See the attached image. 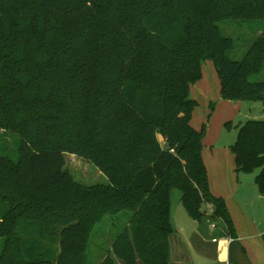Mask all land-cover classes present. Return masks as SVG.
<instances>
[{
	"label": "trees",
	"instance_id": "16d2710c",
	"mask_svg": "<svg viewBox=\"0 0 264 264\" xmlns=\"http://www.w3.org/2000/svg\"><path fill=\"white\" fill-rule=\"evenodd\" d=\"M224 20L260 25L242 60ZM207 59L222 98L264 101V0H0V264H92L97 246V264H170L175 189L216 237H237L191 121ZM231 149L264 192V120ZM66 154L106 180L77 178Z\"/></svg>",
	"mask_w": 264,
	"mask_h": 264
},
{
	"label": "rangeland",
	"instance_id": "374dc122",
	"mask_svg": "<svg viewBox=\"0 0 264 264\" xmlns=\"http://www.w3.org/2000/svg\"><path fill=\"white\" fill-rule=\"evenodd\" d=\"M219 25L224 35L233 37L235 40V48L230 52L231 58L242 60L250 43L260 33L258 29L260 25L257 22L247 25V23L235 20H224L219 22ZM202 71V78L191 86V97L198 103L192 113L191 121L197 129L206 126L203 156L209 177H217L222 171L226 175H232L234 154L231 146L237 140L239 127L251 119L264 120V101L224 99L221 96V79L215 62L212 59H207L203 63ZM212 104H214L213 109L211 108ZM227 122H230L231 127L226 125ZM2 136L9 141L8 145L5 144L7 153L16 160L19 138L3 131ZM65 159L67 167L77 178L90 183L106 180V176L95 165L78 155L66 154ZM244 174H248V178L254 175L253 173ZM172 206L176 225L184 226L188 231L191 230L193 225L191 223H194L193 218L181 203V192L177 189L172 192ZM204 226L207 228V224L204 223ZM116 232L117 229L106 228L105 232L102 231L103 236L99 242L112 239ZM1 247L2 240L0 249ZM99 252L98 246L92 247L89 253V262L97 264Z\"/></svg>",
	"mask_w": 264,
	"mask_h": 264
},
{
	"label": "crops",
	"instance_id": "0c3cea01",
	"mask_svg": "<svg viewBox=\"0 0 264 264\" xmlns=\"http://www.w3.org/2000/svg\"><path fill=\"white\" fill-rule=\"evenodd\" d=\"M248 176L237 175L234 165L232 175L222 171L209 177L213 194L226 200L236 227L235 238L216 237L212 227L205 228L194 218L189 231L177 226L172 206L175 230L170 236V264H264V192L256 175ZM207 208L212 210L210 205Z\"/></svg>",
	"mask_w": 264,
	"mask_h": 264
},
{
	"label": "built area",
	"instance_id": "2783aa9c",
	"mask_svg": "<svg viewBox=\"0 0 264 264\" xmlns=\"http://www.w3.org/2000/svg\"><path fill=\"white\" fill-rule=\"evenodd\" d=\"M211 227H212V229H214L216 227V225L215 224H212ZM216 239L217 238H214V240H216Z\"/></svg>",
	"mask_w": 264,
	"mask_h": 264
}]
</instances>
